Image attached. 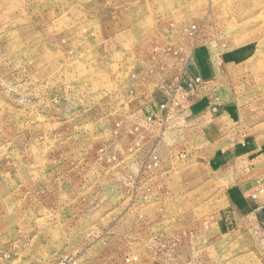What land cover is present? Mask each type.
I'll return each mask as SVG.
<instances>
[{"label": "rangeland", "instance_id": "obj_1", "mask_svg": "<svg viewBox=\"0 0 264 264\" xmlns=\"http://www.w3.org/2000/svg\"><path fill=\"white\" fill-rule=\"evenodd\" d=\"M254 201L264 0H0V264H264Z\"/></svg>", "mask_w": 264, "mask_h": 264}, {"label": "crops", "instance_id": "obj_2", "mask_svg": "<svg viewBox=\"0 0 264 264\" xmlns=\"http://www.w3.org/2000/svg\"><path fill=\"white\" fill-rule=\"evenodd\" d=\"M187 73V72H186ZM190 75H192V76H188V75H186V78H187V80L185 79V87H186V90H188L187 92H186V95H187V98L186 99H188L189 100V103H190V100H192V105H190V106H188V107H190V109H189V111H191L192 113H194V111H193V109H198L199 107H197V105H201V103L204 101V100H206V96L207 95H198L201 91H200V89H198V90H195L194 89V83H193V86L189 83V81L188 80H192V81H194L195 80V82H197V83H199L200 82V78H199V76H197L198 74L197 73H193V72H191L190 73ZM193 77V78H192ZM191 78V79H190ZM180 86H182L181 84H180ZM186 107V106H185ZM184 107V108H185ZM183 108V107H182ZM188 111V112H189ZM187 112V113H188ZM262 204V203H261ZM253 207H254V211H255V213H257V216L261 219V221H263L264 222V203H263V205H261V206H258V201H254L253 202Z\"/></svg>", "mask_w": 264, "mask_h": 264}, {"label": "built area", "instance_id": "obj_3", "mask_svg": "<svg viewBox=\"0 0 264 264\" xmlns=\"http://www.w3.org/2000/svg\"><path fill=\"white\" fill-rule=\"evenodd\" d=\"M175 103V100L173 99V104ZM177 104V103H176ZM169 105V104H168ZM165 104L164 105H162V108H165ZM63 264H68V263H63Z\"/></svg>", "mask_w": 264, "mask_h": 264}]
</instances>
